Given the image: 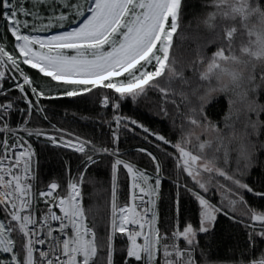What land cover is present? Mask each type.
<instances>
[{"label":"snow or ice","instance_id":"snow-or-ice-1","mask_svg":"<svg viewBox=\"0 0 264 264\" xmlns=\"http://www.w3.org/2000/svg\"><path fill=\"white\" fill-rule=\"evenodd\" d=\"M188 6L0 0V264H264V0Z\"/></svg>","mask_w":264,"mask_h":264},{"label":"trees","instance_id":"trees-1","mask_svg":"<svg viewBox=\"0 0 264 264\" xmlns=\"http://www.w3.org/2000/svg\"><path fill=\"white\" fill-rule=\"evenodd\" d=\"M188 8L185 13V22L193 20L194 16L200 10V0H188ZM131 107V105L129 106Z\"/></svg>","mask_w":264,"mask_h":264}]
</instances>
